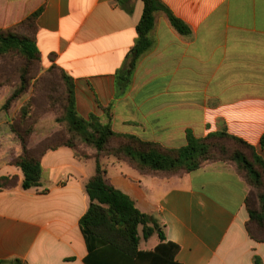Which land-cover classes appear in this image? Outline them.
Segmentation results:
<instances>
[{
    "label": "crops",
    "instance_id": "0c3cea01",
    "mask_svg": "<svg viewBox=\"0 0 264 264\" xmlns=\"http://www.w3.org/2000/svg\"><path fill=\"white\" fill-rule=\"evenodd\" d=\"M192 30L178 33L155 15L153 47L137 64L128 92L117 97V73L127 66L142 18V0L129 13L117 0H0V29L39 12L36 40L45 68L74 78L77 108L87 118L112 107V128L168 149L226 131L264 158V0H161ZM10 114H0V261L10 264H85L89 251L80 220L91 200L86 184L95 159L69 146L42 159L41 186L25 190L12 163L21 153ZM110 182L138 209L157 219L179 264L264 262V242L247 230L252 187L225 162L182 175L144 174L116 157H102ZM140 228V232H141ZM159 230L141 237L140 250L161 244ZM141 236V235H140Z\"/></svg>",
    "mask_w": 264,
    "mask_h": 264
},
{
    "label": "trees",
    "instance_id": "16d2710c",
    "mask_svg": "<svg viewBox=\"0 0 264 264\" xmlns=\"http://www.w3.org/2000/svg\"><path fill=\"white\" fill-rule=\"evenodd\" d=\"M117 1L129 13L133 11L132 6H128L130 0ZM142 1L144 10L137 26L136 44L127 57V66L117 73V97L128 92L139 59L153 47L151 33L155 28L157 12H164L171 25L181 35L189 36L192 33L189 25L178 18L161 0ZM39 15L40 11L29 16L21 24L0 29V57L13 54L24 62L19 70L20 84L4 104V110H8L27 93L32 80V67L35 63L42 62L35 36ZM51 69L59 72L66 88L64 113L58 121L66 125L68 138L50 144L48 142L53 140L48 138L37 147L30 148L29 132H26L27 129L19 130L15 125L16 121L28 124L29 110L25 108L11 124V130L21 149L18 156L13 154L12 163L22 169L25 176L22 187L29 190L41 186L42 159L50 150L69 146L79 157L96 160V171L86 184L91 205L80 220L89 251L84 260L85 264H179L174 260L178 248L171 243H165L166 236L158 220L141 212L131 197L110 182L101 163V158L107 156L123 160L141 173L165 176L190 173L217 162L233 165L252 187L248 199L250 220L247 230L254 240L264 242V158L257 153L254 146L226 131L211 133L204 138H196L189 133L187 145L180 149H168L157 143L143 141L134 135L118 134L112 128L111 106L101 107L106 114L105 121L95 114L83 117L77 108L74 78L58 66ZM214 140L232 141L235 147L231 148L232 151L224 149L219 143L216 145ZM218 146L226 153L230 152L231 156L228 159L212 156V151ZM261 146L264 149V134L261 137ZM15 179L0 178V189L13 187ZM140 228L144 239H150L159 230L161 244L155 250H140ZM3 263L5 262L0 261V264ZM9 263L26 264L20 260ZM254 263L264 264L258 256L255 257Z\"/></svg>",
    "mask_w": 264,
    "mask_h": 264
},
{
    "label": "rangeland",
    "instance_id": "374dc122",
    "mask_svg": "<svg viewBox=\"0 0 264 264\" xmlns=\"http://www.w3.org/2000/svg\"><path fill=\"white\" fill-rule=\"evenodd\" d=\"M24 62L16 55L10 54L0 57V114L11 116V124L25 108L29 110L28 124L16 121L15 125L19 130L29 132V147L35 148L46 139L53 140L50 143L64 141L68 138L66 125L59 118L63 116L65 104V85L62 82L57 70L45 68L43 63H35L32 67V80L27 93L19 98L8 110L3 106L19 86V70ZM22 114V113H21ZM10 124V127H11ZM24 125V127L22 126ZM58 135V138H57ZM57 138V139H56ZM216 145H221L224 149L235 147L234 142L215 141ZM220 146L212 151L211 155L215 158H229L231 156L223 151ZM140 235L144 242L143 232Z\"/></svg>",
    "mask_w": 264,
    "mask_h": 264
}]
</instances>
